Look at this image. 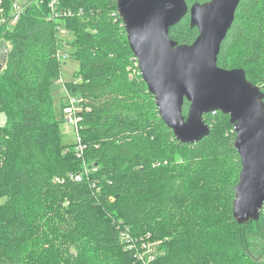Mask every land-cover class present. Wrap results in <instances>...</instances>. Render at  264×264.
<instances>
[{
	"label": "trees",
	"instance_id": "16d2710c",
	"mask_svg": "<svg viewBox=\"0 0 264 264\" xmlns=\"http://www.w3.org/2000/svg\"><path fill=\"white\" fill-rule=\"evenodd\" d=\"M2 1L10 14L14 0ZM58 9L73 16L50 20L49 2L35 1L15 26H0L12 45L0 76V264H138L140 254L149 264H256L247 242L264 236V208L259 221L234 218L242 165L230 117L207 114L208 137L178 142L135 66L117 0H59ZM169 35L193 43L190 14ZM65 47L80 66L66 88L82 101L81 156L63 143L51 93ZM234 56L264 92V0L240 1L218 66L237 69Z\"/></svg>",
	"mask_w": 264,
	"mask_h": 264
},
{
	"label": "water",
	"instance_id": "95a60500",
	"mask_svg": "<svg viewBox=\"0 0 264 264\" xmlns=\"http://www.w3.org/2000/svg\"><path fill=\"white\" fill-rule=\"evenodd\" d=\"M240 1L210 0L189 7L186 0H117V6L142 79L178 142L196 144L208 137L207 114L219 111L230 117L242 165L233 215L242 225L259 221L264 208V92L244 69L218 66ZM187 14L198 36L191 44H179L170 29ZM186 101L190 105L184 115Z\"/></svg>",
	"mask_w": 264,
	"mask_h": 264
},
{
	"label": "rangeland",
	"instance_id": "374dc122",
	"mask_svg": "<svg viewBox=\"0 0 264 264\" xmlns=\"http://www.w3.org/2000/svg\"><path fill=\"white\" fill-rule=\"evenodd\" d=\"M21 1L25 2L29 0H21ZM30 1H33V0H30ZM183 32H184V36H187L189 31L187 29H184ZM64 35L66 36L65 37L66 41H73V39L75 38V36L72 33L64 34ZM11 46L12 45L10 43L0 40V76L4 75L7 72V64H5V61H4L5 59H4L3 54H4L5 49L10 50ZM66 50L67 52L70 51L68 47H65V51ZM235 57L236 56H234V60H232L230 63L231 66L233 68L241 67L242 64L237 63L236 62L237 59ZM61 64H62V70H61L60 79H62L65 83L75 82L76 81L75 73L80 68L79 62L75 60L74 58L70 57V58L63 59ZM63 81H54L51 87L54 109H55L58 120H63V117H64L62 114V105L65 102L66 92L63 86L64 84ZM4 124H6V117L4 114H2L0 116V125H4ZM62 136H63V143L67 145L69 149H72V148L77 149V144H78L77 132L75 133L73 128L67 127L64 121L62 123ZM79 137H80V134H79ZM86 168H87V165H86ZM89 173L90 171L88 170L86 174H89ZM82 174L86 175L85 173H82ZM4 201L5 199H0V203ZM249 239L251 241V243L247 242L249 254L251 255L252 259L256 262V264H264V236L252 233L250 234ZM159 244L160 242L158 241V242L149 243L148 245L150 246V248H154L156 250L155 252H158L157 249L159 247ZM136 263L149 264L150 262L146 261V263H144L142 260L139 259V260H136ZM243 264H247V263L244 262Z\"/></svg>",
	"mask_w": 264,
	"mask_h": 264
},
{
	"label": "built area",
	"instance_id": "2783aa9c",
	"mask_svg": "<svg viewBox=\"0 0 264 264\" xmlns=\"http://www.w3.org/2000/svg\"><path fill=\"white\" fill-rule=\"evenodd\" d=\"M35 1H40L43 2L45 0H33V1H21V0H14L11 4V12L10 14H6V12L4 11L3 8V1L0 0V26L2 24H7L9 27H13L17 24V22L19 21L20 17L23 15V13L26 11L27 6L31 3V2H35ZM49 2V7L51 9V13H50V20H59L63 17H72L73 16V12L71 10H59L58 9V3L59 0H47ZM58 32H59V39L62 40V42H66L65 40V35L64 34H71L70 31L66 30L65 28H63L62 26H58ZM70 51L67 52V50L65 51L64 49H59L57 52V58L58 60L62 63L63 59L65 58H70ZM138 65V62L136 60L135 62V66ZM58 81H63L62 79H59ZM64 82V81H63ZM65 92H66V98H65V102L63 103L64 106L62 108V113H63V121L65 122L67 127H71L74 129L75 133L77 132L78 135V144H77V149L76 151H78V155L81 156L84 152L85 146L82 144V140L79 137V123L81 121V117H80V112H81V100L77 97H73L70 95V93L68 92L67 88H66V83L64 82L63 84ZM214 113V112H213ZM72 178H74L75 180H81V175L77 174L72 176ZM123 238L125 239L126 242H131V238L128 234H124ZM150 246L147 245V252L146 253H150V259L149 260H153V255L152 254V249L149 248ZM138 259L142 260L144 263H146L144 255H138Z\"/></svg>",
	"mask_w": 264,
	"mask_h": 264
}]
</instances>
